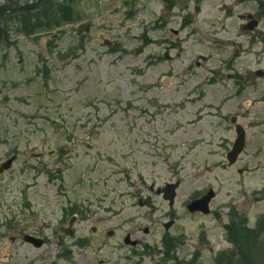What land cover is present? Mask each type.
I'll list each match as a JSON object with an SVG mask.
<instances>
[{
	"label": "rangeland",
	"instance_id": "rangeland-1",
	"mask_svg": "<svg viewBox=\"0 0 264 264\" xmlns=\"http://www.w3.org/2000/svg\"><path fill=\"white\" fill-rule=\"evenodd\" d=\"M33 1L0 5L18 3L29 22L37 11L24 6ZM52 2L57 20L64 16L60 24L28 35L14 17L3 24L9 40L0 39V164L19 155L0 174V264H55L58 258L66 264L78 255L82 249L57 241L73 240L60 226L63 209L75 206L114 214L99 225L102 237L90 234L94 241L126 233L194 245L207 239L215 250L232 249L227 263L218 257L216 264H248L234 240L256 229L259 237L244 240L255 237L264 247V222L258 221L264 215V78L255 75L264 71V13L257 14L254 32L240 28L242 17L258 10L255 0H202L200 11L187 0H175L174 7L164 0ZM186 17L191 22L184 27ZM101 35L118 49L103 44ZM231 115L247 128L246 149L234 166L226 159L236 135ZM40 152L43 158L34 157ZM178 180L173 207L151 191L153 183ZM210 188L216 192L211 213L189 212L187 205ZM141 197L149 198L147 206L139 205ZM169 221L174 226L167 233ZM76 227L91 233L90 224ZM26 234L47 243L36 248L24 241ZM106 250L92 255L96 263L114 256Z\"/></svg>",
	"mask_w": 264,
	"mask_h": 264
},
{
	"label": "flooded vegetation",
	"instance_id": "flooded-vegetation-1",
	"mask_svg": "<svg viewBox=\"0 0 264 264\" xmlns=\"http://www.w3.org/2000/svg\"><path fill=\"white\" fill-rule=\"evenodd\" d=\"M201 2L202 0H187V3H189L188 5L193 3L194 5H196L195 8L200 7L199 4ZM242 2H245V0H242ZM255 3L257 4L258 9L264 13V10L262 8V6H264V0H255ZM172 32L175 35H179L181 31H175L172 29ZM168 50H170V48ZM199 59L208 61L210 57L201 55L199 56ZM200 64L201 62L199 60L195 62V65L197 67H200ZM236 76L237 75L234 74V77ZM238 78L241 79L239 75ZM67 211L69 212L67 214L69 218L66 219V222L64 223L65 225L60 226V230L64 234H67L68 232L64 231V229L66 228V226H69L68 230L72 234L71 237H73V240L67 241L62 237L57 241L58 243H61V246L63 247L70 249L78 248L82 249V251L80 253L78 252V255L76 256H70L66 258V264H216L218 255L220 254L221 249L215 250L211 246L206 245L207 239L199 240L201 242L200 245H194L189 240H181L175 238L162 239L160 241H146L136 238L127 239L128 236L133 237V235L132 233H126L123 238L117 239L115 241L110 242L104 239L94 241L90 239V234L102 237L103 233L101 236V233H99V225H108L109 223H111L114 214L110 213L111 218L102 217L100 216L102 211L108 210H98L88 207H76L68 209ZM70 221H73V228H71L69 225ZM81 223L84 225L90 224L91 233L85 234L78 232L76 226ZM111 230V228L107 229V235L109 236V234H111L115 237L116 230ZM167 233H169V231H167ZM206 234L207 233L204 234L205 238H207ZM75 237L76 239L74 240ZM89 248H96V250L91 251L88 250ZM201 248L208 249L207 251H205L201 250ZM106 249H109V254L114 256L105 257L106 259H101L96 263L92 255L102 252L107 253L108 251ZM90 254L92 257L90 256ZM228 257L229 255L225 247V249L221 253V259L226 261ZM59 261L60 258L56 260L57 263H59Z\"/></svg>",
	"mask_w": 264,
	"mask_h": 264
},
{
	"label": "water",
	"instance_id": "water-1",
	"mask_svg": "<svg viewBox=\"0 0 264 264\" xmlns=\"http://www.w3.org/2000/svg\"><path fill=\"white\" fill-rule=\"evenodd\" d=\"M257 25H258L257 21H252V22L248 23V25L246 27H244V30H253ZM101 39L104 41L105 44H108L110 46L113 45L109 40L105 39L103 36L101 37ZM142 50H143L142 48L137 49L136 54H140L142 52ZM232 122L236 125L237 139L234 143L233 150L228 153V159L230 161V164H234L237 161L239 155L244 150V147L246 145V133H245L244 127L242 125L236 124V122H237L236 117H234L232 119ZM40 156H42V153L39 154L37 157H40ZM16 158H17V155L11 157L5 163H3L0 166V173H3L6 170L10 169L13 165V162L16 160ZM177 187H178V184H168L166 186V188H164L165 198L169 199L171 204L174 203V198L176 196V188ZM214 196H215L214 191L211 190L209 192V194L206 195L203 199L192 203L189 206V209L191 211L200 210V211H203L205 213H208L209 212V203ZM171 224L172 223H169L167 225V227ZM14 240L15 239L11 240V243ZM25 240L27 242L33 243L34 245H36L38 247H40L42 245V241L40 239H37L31 235H26Z\"/></svg>",
	"mask_w": 264,
	"mask_h": 264
},
{
	"label": "trees",
	"instance_id": "trees-1",
	"mask_svg": "<svg viewBox=\"0 0 264 264\" xmlns=\"http://www.w3.org/2000/svg\"><path fill=\"white\" fill-rule=\"evenodd\" d=\"M73 1V0H70ZM55 5V2H52V0H39L38 3H35V5H25V9L28 12V10H33L34 8L40 9V13L42 16L35 15L32 17V20H29V22L24 18V28L26 32H30L28 34L34 33L37 29H48L51 28L54 23L57 25L61 23V20H64V16L62 15L59 20H57L56 14L53 12V7ZM11 6H4L0 7V17H3L4 14L10 9ZM65 12L64 9H60ZM10 12V11H9ZM51 13V14H50ZM33 19H35L33 21ZM30 25V26H29ZM5 37V32L3 28L0 26V39H3Z\"/></svg>",
	"mask_w": 264,
	"mask_h": 264
}]
</instances>
